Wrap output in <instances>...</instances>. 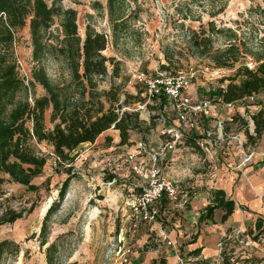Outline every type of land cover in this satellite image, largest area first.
<instances>
[{
  "label": "rangeland",
  "instance_id": "rangeland-1",
  "mask_svg": "<svg viewBox=\"0 0 264 264\" xmlns=\"http://www.w3.org/2000/svg\"><path fill=\"white\" fill-rule=\"evenodd\" d=\"M60 3L76 11L81 40L87 25L106 36L107 47L102 54L112 58L113 66L107 63V76L95 79L92 95L84 93L78 82H71L61 60L47 56L39 65L34 64L27 22L14 33L12 56L16 64L19 61V78L27 83L34 65L41 67L51 82L71 86L69 105L93 112L97 102H101L104 111L111 106L119 114H137L138 125L129 132L126 145L119 144V133L112 129L93 144L81 145L71 154L70 166L59 164L48 144L35 145L47 158L41 175L31 182L37 191L1 176L0 216L8 210L22 211L23 215L11 225L0 226V241H10L18 249L14 252L13 246L6 251L0 264H47L48 255L52 264H113L112 244L120 234H128L132 204L145 185L133 172L134 161L129 156L139 143L146 144L148 151L155 150L163 142L161 130L176 123L172 103L166 100L160 107L163 97L148 101L145 81L185 75L191 78L188 97L192 103L211 100L210 93L225 87L237 68L252 66L253 70L256 61L264 59V0H126L113 15L121 16L117 24L110 21L107 0ZM94 3L98 4L95 9ZM56 29L57 22L49 32L55 36ZM228 49L229 58H236V62L218 67L216 61ZM44 94L37 84L28 87L29 103ZM142 105L145 107L141 111ZM260 109L264 111V93L253 104H237L233 114L245 124L238 119L227 121L226 110L217 112L223 114L220 132L224 142L219 153L232 158L238 154L237 141L230 143L227 137L250 132L252 114ZM50 116L49 109L44 113L48 130L53 128ZM215 124L197 120V129L188 134L200 136L202 129H212ZM107 137L111 139L109 144ZM188 144L186 139L179 146L182 150L175 153L177 158L173 161L167 159V153L161 169L167 179L178 181L181 190L193 188L199 192L203 186L206 189L211 171L204 158L195 155V149H184ZM250 145L246 139L244 147ZM66 180L69 183L60 200L58 190ZM53 203L57 204L56 210L45 221ZM42 233L44 245H40Z\"/></svg>",
  "mask_w": 264,
  "mask_h": 264
},
{
  "label": "trees",
  "instance_id": "trees-1",
  "mask_svg": "<svg viewBox=\"0 0 264 264\" xmlns=\"http://www.w3.org/2000/svg\"><path fill=\"white\" fill-rule=\"evenodd\" d=\"M125 2L126 0H107L110 21L119 23L121 16L114 18L113 15L119 12ZM97 6L98 4L94 3V9ZM76 16V11L64 8L60 0H51L50 3L46 0H0V183L1 176L5 175L15 184L24 186L29 191H37L38 188L31 182L41 175L47 158L36 150L35 145L48 144L56 161L70 166L73 163L71 154L81 145L93 144L110 129L118 131L119 144L126 145L130 137L129 132L138 125L137 114H119L111 106L104 111L101 102H97L93 112L69 105L67 98L71 93V86L51 82L41 67L34 65L29 72L27 83L19 78L16 60L12 56L14 33L24 28L28 22L34 64L39 65L47 56L56 61L61 60L71 82H78L84 93L92 95L95 79L107 76V63L113 66V60L102 54L107 47L104 34L87 25L81 40ZM55 22L57 29L56 35L53 36L49 30ZM229 54L230 49L223 51L216 61L218 67H228L229 61V65L236 62V58L231 60ZM256 62L257 66L253 70L246 66L237 68L235 76L229 79L230 82L225 87H219L210 93L211 99L238 104L245 103L244 98L254 95L256 101L258 96L264 93V59ZM36 84L42 87L45 94L34 97L30 104L27 97L28 87L33 88ZM165 101L162 98L160 107ZM49 109L50 122L53 123L51 130L46 129L44 121V113ZM236 119L246 123L237 116L232 122ZM251 120L253 132H245V136L249 144L253 145L264 134V111L258 110ZM106 142L109 144L111 139L107 137ZM189 143L195 147L194 142L190 140ZM68 183L66 180L58 190L60 200ZM56 207L55 203L49 207L45 221ZM215 208L224 210L222 219L225 220L232 214L234 204L225 199L223 191H212V205L206 208L199 221L208 218ZM22 215V211L8 210L0 216V226L11 225L21 219ZM261 227V222L257 221L256 228ZM44 234L42 233L40 245L45 244ZM14 245L7 240L0 242V263L4 253L10 251ZM17 250L16 247L14 252ZM47 264H52L49 255Z\"/></svg>",
  "mask_w": 264,
  "mask_h": 264
},
{
  "label": "crops",
  "instance_id": "crops-1",
  "mask_svg": "<svg viewBox=\"0 0 264 264\" xmlns=\"http://www.w3.org/2000/svg\"><path fill=\"white\" fill-rule=\"evenodd\" d=\"M236 106L231 111L226 110L232 120L236 117L233 114ZM222 117L223 114L215 113L213 118ZM213 120L203 122L214 123ZM226 120L230 121L229 117ZM250 127V131L253 130L251 120ZM236 136L240 149L235 157L218 152L216 176L219 180L214 189L223 191L225 199L233 202L232 214L224 220V210L215 208L208 218L199 221L206 208L212 205V191L204 186L199 192L191 189L193 191L189 193V201L182 209L170 211L169 202L163 199L157 204L163 218L162 225H141L133 234L131 264H179L180 259H189V264H259L264 260V252L261 250L264 247V134L247 148L244 147L245 134ZM189 144L184 149H195V155L202 157L198 149ZM222 149L223 146L219 151ZM181 150L179 147L177 153H168L167 159L175 160ZM245 154H251L247 162L243 160ZM173 165L176 167L177 163ZM213 176L211 172L205 184L211 183ZM257 221L262 224L260 229L256 228ZM231 230L241 232L251 245L242 250L239 257L233 260L225 257L221 260L217 245ZM163 236L167 239H163Z\"/></svg>",
  "mask_w": 264,
  "mask_h": 264
},
{
  "label": "built area",
  "instance_id": "built-area-1",
  "mask_svg": "<svg viewBox=\"0 0 264 264\" xmlns=\"http://www.w3.org/2000/svg\"><path fill=\"white\" fill-rule=\"evenodd\" d=\"M17 65L19 66V61H17ZM248 68L251 70L252 66H248ZM144 85L148 101L152 99L158 101L160 97H163L173 104L176 110V123L161 130L160 136L163 142L155 150L148 151L146 144L139 143L135 148V153L129 156V159L134 161L133 172L143 179L145 185L141 187L140 194L132 204L128 234H120L116 242L112 244L113 264H131L133 234L141 225H162L163 218L157 206L159 202L166 199L171 206L170 211L182 209L187 205L190 191L181 190L178 182L167 179L161 169V163L165 160L166 154L176 152L186 139L194 142L195 147L202 154L210 171L214 174L211 183L205 184L208 191H214L219 180L216 176L218 171L217 153L224 142V138L220 132L223 119L213 117L219 110L231 111L236 105L224 103L220 99L200 100L192 103L191 98L188 97L191 78L181 74L165 79L150 78L145 81ZM255 99L256 97L252 95L244 98L243 101L251 104ZM144 107L145 105L140 106L139 110H144ZM231 118L229 116L230 121H232ZM197 120H213L216 124L212 129H202L200 136H191L190 133L197 129ZM188 132L190 133L188 134ZM252 132L253 130L250 131V134ZM227 138L231 143V141H236L237 136L231 135ZM250 157L251 154H245L244 162H247ZM162 238L167 239L165 236ZM168 245L171 243L168 242ZM250 245L249 239L241 232L231 230L230 234L226 235L217 246L221 260L225 257L233 260L239 257L241 251ZM261 250L264 252V247ZM189 263V259L185 261L180 259L179 261V264ZM259 264H264V260Z\"/></svg>",
  "mask_w": 264,
  "mask_h": 264
}]
</instances>
